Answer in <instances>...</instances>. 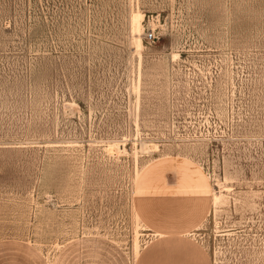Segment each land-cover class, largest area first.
I'll list each match as a JSON object with an SVG mask.
<instances>
[{
  "label": "rangeland",
  "instance_id": "374dc122",
  "mask_svg": "<svg viewBox=\"0 0 264 264\" xmlns=\"http://www.w3.org/2000/svg\"><path fill=\"white\" fill-rule=\"evenodd\" d=\"M152 214L264 264V0H0V264L188 260Z\"/></svg>",
  "mask_w": 264,
  "mask_h": 264
},
{
  "label": "crops",
  "instance_id": "0c3cea01",
  "mask_svg": "<svg viewBox=\"0 0 264 264\" xmlns=\"http://www.w3.org/2000/svg\"><path fill=\"white\" fill-rule=\"evenodd\" d=\"M150 213H153V210H149ZM165 212V210H163V213ZM161 215V212H160ZM165 217V216H163ZM157 218L156 215H150V222L154 223V227L156 228L157 232L160 233H167V235L169 236L168 238H166L167 240L165 241L166 243H171L168 242L169 240H173V238H177L178 240H175L173 243L177 244L179 246H185L188 245L189 249L191 250V253L188 257V260H186V256L181 257V262L178 263H173V262H168V256L165 255V262L162 264H209V262L207 261L208 259V255L202 251L201 249H199V247L195 246L194 244H192L191 242H186L185 240L181 239L182 236L186 233V232H182L183 230V226L175 220L174 216H171V220L169 219L170 216L166 219L162 221V218ZM169 219V220H168ZM154 221V222H153ZM182 226V227H181ZM193 226L194 229H199V227L197 226V219L193 220ZM181 227V228H180ZM180 228V229H179ZM183 234V235H182ZM191 233H189L190 235ZM175 245H165L163 247L164 250H172L174 248ZM189 250V251H190ZM192 261H189V260Z\"/></svg>",
  "mask_w": 264,
  "mask_h": 264
},
{
  "label": "bare ground",
  "instance_id": "6f19581e",
  "mask_svg": "<svg viewBox=\"0 0 264 264\" xmlns=\"http://www.w3.org/2000/svg\"><path fill=\"white\" fill-rule=\"evenodd\" d=\"M143 15L141 13H135L134 16H133V19H132V25H133V30L135 32V34L137 35H142L144 34L143 32ZM113 145V144H112ZM119 145V144H118ZM152 145V144H151ZM111 146V145H110ZM109 147V146H108ZM152 147V146H151ZM112 148V147H111ZM116 148V147H115ZM143 148V147H142ZM155 148V147H154ZM117 152H120L122 153L123 152V149H122V152H121V148L117 146V149H116ZM156 152V151H155Z\"/></svg>",
  "mask_w": 264,
  "mask_h": 264
},
{
  "label": "built area",
  "instance_id": "2783aa9c",
  "mask_svg": "<svg viewBox=\"0 0 264 264\" xmlns=\"http://www.w3.org/2000/svg\"><path fill=\"white\" fill-rule=\"evenodd\" d=\"M145 38L148 40V41H151L154 39V34L152 32H148L146 35H145Z\"/></svg>",
  "mask_w": 264,
  "mask_h": 264
}]
</instances>
